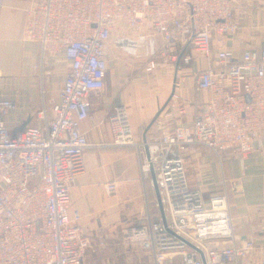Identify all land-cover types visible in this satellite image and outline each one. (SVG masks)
Returning <instances> with one entry per match:
<instances>
[{"label": "built area", "instance_id": "built-area-1", "mask_svg": "<svg viewBox=\"0 0 264 264\" xmlns=\"http://www.w3.org/2000/svg\"><path fill=\"white\" fill-rule=\"evenodd\" d=\"M234 7V0L34 1L24 38L38 43L40 67L59 52L68 67L57 100L38 109L35 123L22 130L6 123L17 105L0 93V264H83L90 239L78 211L70 212V188L84 170L88 146L80 123L89 115L90 94L104 89L105 44L122 21L138 33L147 25L160 37L145 73L160 65L177 70L198 57L208 61L195 74V87L206 98L196 103L190 123L171 125L169 106L136 141L124 106L108 115L113 145L146 149L140 169L153 170L166 219L148 218L126 229L124 240L147 247L153 264L168 255L181 256L184 264H240L251 252L253 239L234 242L226 188L204 201L188 184L182 153L203 146L221 163L246 157L264 137V46L239 54L224 46L238 28ZM105 189L114 193V182Z\"/></svg>", "mask_w": 264, "mask_h": 264}, {"label": "crops", "instance_id": "crops-1", "mask_svg": "<svg viewBox=\"0 0 264 264\" xmlns=\"http://www.w3.org/2000/svg\"><path fill=\"white\" fill-rule=\"evenodd\" d=\"M34 1L0 0V93L16 102V108L5 116L13 130L27 118L34 124L35 112L42 106L49 109L57 100L68 67L62 52L47 56L40 67L38 43L24 38L27 10ZM234 5L238 28L225 36L224 46L238 54L264 46V0H234ZM145 27L138 33L122 21L111 32L105 44L104 89L90 94L89 115L80 123L88 146L84 170L70 188V212L78 211L90 239L83 264H153L149 249L124 240L123 232L148 218L162 220L151 170L140 169L146 149L112 144L107 118L113 108L125 107L134 139L140 141L161 110L174 106L170 124H188L197 113L196 103L206 98L195 87L196 71L208 62L204 57L177 70L160 65L150 73L144 72V62L160 43V37ZM211 46L214 51L215 39ZM184 51L188 52L189 47L185 46ZM179 108L184 113L180 114ZM182 153L187 171L197 169L196 175L191 171L187 175L191 185L202 188L204 201L226 188L234 220V242L254 240L255 247L240 264H264V137L255 142L246 157H227L221 163L203 146H188ZM109 182L115 184L114 193L106 192ZM231 182H235V190ZM163 264L184 261L181 256L168 255Z\"/></svg>", "mask_w": 264, "mask_h": 264}, {"label": "water", "instance_id": "water-1", "mask_svg": "<svg viewBox=\"0 0 264 264\" xmlns=\"http://www.w3.org/2000/svg\"><path fill=\"white\" fill-rule=\"evenodd\" d=\"M30 122V118H27L25 121H23L19 127L17 128V130H22L28 123ZM147 153V151H146ZM151 173H152V180H153V185L155 187V190H156V194H157V200H158V205H159V209H160V213H161V217H162V221L165 222L166 219H165V214H164V211H163V207L160 203V197H159V194H158V188L156 187L155 185V175H154V172L153 170L151 169Z\"/></svg>", "mask_w": 264, "mask_h": 264}, {"label": "rangeland", "instance_id": "rangeland-1", "mask_svg": "<svg viewBox=\"0 0 264 264\" xmlns=\"http://www.w3.org/2000/svg\"><path fill=\"white\" fill-rule=\"evenodd\" d=\"M206 151H207L209 154H212V153H210L208 150H206ZM215 159H216V158H215ZM216 161H217V160H216ZM223 161H224V160H223ZM187 169H188V168H187V165H186V177H187V181H188L189 186H190L191 188H198L199 191H200V193H201V196H202V191H201L202 188H201V187H197V186L199 185L198 183H200V182H199V181H196L197 184H198L197 186H194V184L191 185L190 182H189L188 175H187L189 171H191L194 175H196L195 172L197 173V169H195L196 171H194L193 168H192L191 170H188V171H187ZM191 172H190V173H191ZM229 205H230V203H229ZM230 212H231V206H230ZM231 214H232V212H231ZM135 227H137V226H135ZM130 228H131V227H129V229H130ZM127 229H128V228H127ZM123 233H124V232H123ZM234 233H235V231H234ZM251 239H252V238H251ZM126 241H128V240H126ZM128 242H130V241H128ZM132 243H136V242H132ZM138 244H140V243H138Z\"/></svg>", "mask_w": 264, "mask_h": 264}]
</instances>
